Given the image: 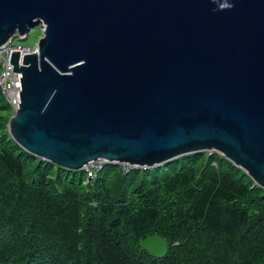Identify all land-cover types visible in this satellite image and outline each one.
Listing matches in <instances>:
<instances>
[{
    "label": "water",
    "instance_id": "obj_1",
    "mask_svg": "<svg viewBox=\"0 0 264 264\" xmlns=\"http://www.w3.org/2000/svg\"><path fill=\"white\" fill-rule=\"evenodd\" d=\"M39 24L10 61L23 149L74 170L217 151L264 188V0H0V45Z\"/></svg>",
    "mask_w": 264,
    "mask_h": 264
},
{
    "label": "trees",
    "instance_id": "obj_2",
    "mask_svg": "<svg viewBox=\"0 0 264 264\" xmlns=\"http://www.w3.org/2000/svg\"><path fill=\"white\" fill-rule=\"evenodd\" d=\"M0 92V264H264V188L217 151L93 179L11 136ZM159 235L157 257L143 240Z\"/></svg>",
    "mask_w": 264,
    "mask_h": 264
},
{
    "label": "built area",
    "instance_id": "obj_3",
    "mask_svg": "<svg viewBox=\"0 0 264 264\" xmlns=\"http://www.w3.org/2000/svg\"><path fill=\"white\" fill-rule=\"evenodd\" d=\"M19 34L21 38L27 37L28 33ZM14 34V35H16ZM13 36H11L4 44L0 45V92L6 102L10 105L13 114L17 111L21 103V93L22 83L21 77L23 76L22 72H15L14 64H10L11 56L13 51H21V60L20 64L23 63L22 57L25 54L32 52H38V44L34 46H25L15 44L13 41ZM111 163L106 159H97L89 162L85 167L87 173V178L93 179L98 171H100L105 164ZM114 164H119L122 166L125 172L130 171L132 168H143L139 166H134L128 162H115ZM146 168V167H145Z\"/></svg>",
    "mask_w": 264,
    "mask_h": 264
},
{
    "label": "rangeland",
    "instance_id": "obj_4",
    "mask_svg": "<svg viewBox=\"0 0 264 264\" xmlns=\"http://www.w3.org/2000/svg\"><path fill=\"white\" fill-rule=\"evenodd\" d=\"M42 35H43V26L42 24H39L31 28L30 31L28 32L27 37L25 38H21L19 34L14 35L13 41L15 44H18V45L34 46L38 42V40L41 38Z\"/></svg>",
    "mask_w": 264,
    "mask_h": 264
}]
</instances>
